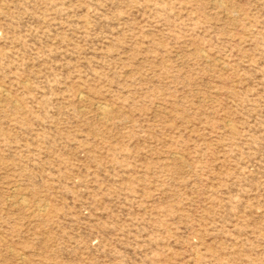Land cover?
<instances>
[{
    "label": "rangeland",
    "instance_id": "1",
    "mask_svg": "<svg viewBox=\"0 0 264 264\" xmlns=\"http://www.w3.org/2000/svg\"><path fill=\"white\" fill-rule=\"evenodd\" d=\"M0 264H264V0H0Z\"/></svg>",
    "mask_w": 264,
    "mask_h": 264
}]
</instances>
